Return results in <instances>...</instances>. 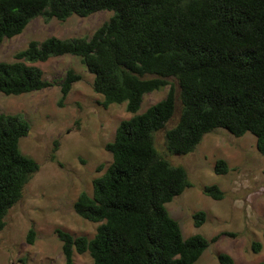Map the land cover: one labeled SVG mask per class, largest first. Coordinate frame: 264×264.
I'll list each match as a JSON object with an SVG mask.
<instances>
[{"label": "trees", "instance_id": "obj_1", "mask_svg": "<svg viewBox=\"0 0 264 264\" xmlns=\"http://www.w3.org/2000/svg\"><path fill=\"white\" fill-rule=\"evenodd\" d=\"M101 10L113 13L91 36L31 40L14 60L0 61V92L18 95L50 86L33 63L72 54L94 75L101 104L126 103L132 114L105 144L112 160L93 180L92 192H80L73 204L78 215L98 223L95 234L56 229L67 264L75 252H88L94 264H198L211 243L235 234L184 237L166 203L193 183L184 166L160 153L155 133L165 129L168 152L186 155L217 129L236 137L251 132L264 154V0H0V46L38 16L65 20ZM80 79L67 71L62 99ZM165 87L167 95L140 112L145 95ZM30 128L21 114L0 113V231L40 168L20 148ZM213 169L224 174L229 166L217 159ZM202 190L214 199L225 194L217 184ZM205 214H194L196 227ZM34 236L30 228V243ZM251 247L258 252L262 243ZM219 261L234 259L221 252Z\"/></svg>", "mask_w": 264, "mask_h": 264}, {"label": "rangeland", "instance_id": "obj_2", "mask_svg": "<svg viewBox=\"0 0 264 264\" xmlns=\"http://www.w3.org/2000/svg\"><path fill=\"white\" fill-rule=\"evenodd\" d=\"M112 13L101 10L65 20L38 16L22 33L3 41L0 61L14 60L15 53L31 40L91 36ZM33 64L43 69L50 86L18 95L0 92V113L21 114L29 121L30 132L21 138L20 148L40 164L0 231V264H67L56 229L77 236L95 234L98 223L78 215L73 204L80 192H92L93 180L112 160L105 144L114 139L120 121L132 114L126 110V103L109 107L101 104L103 96L93 89L94 75L79 56L65 54ZM69 69L79 73L81 79L62 99L61 81ZM168 89L146 94L140 112L163 99ZM178 114L177 111L167 127L175 123ZM155 144L165 158L186 168L193 183L166 203L184 237L202 234L211 239L223 232L235 234H224L211 243L198 264H222L221 252L230 254L233 264L264 262V154L257 149L254 134L236 137L220 128L206 134L193 152L175 155L168 152L162 129L155 133ZM217 159L226 160L227 173L214 171ZM211 184L225 192L222 199L203 192L202 187ZM198 211L206 214L205 222L196 227L194 214ZM30 228L35 230L32 243L28 241ZM253 241L262 243L260 251L252 249ZM73 264L94 262L88 252H75Z\"/></svg>", "mask_w": 264, "mask_h": 264}, {"label": "flooded vegetation", "instance_id": "obj_3", "mask_svg": "<svg viewBox=\"0 0 264 264\" xmlns=\"http://www.w3.org/2000/svg\"><path fill=\"white\" fill-rule=\"evenodd\" d=\"M63 230V229H62Z\"/></svg>", "mask_w": 264, "mask_h": 264}]
</instances>
